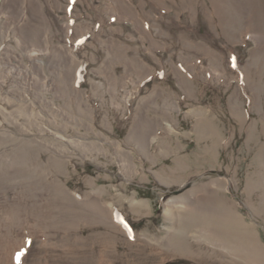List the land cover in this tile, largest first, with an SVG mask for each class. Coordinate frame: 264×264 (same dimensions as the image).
<instances>
[{"label":"rangeland","instance_id":"rangeland-1","mask_svg":"<svg viewBox=\"0 0 264 264\" xmlns=\"http://www.w3.org/2000/svg\"><path fill=\"white\" fill-rule=\"evenodd\" d=\"M0 236V264H264V0H0Z\"/></svg>","mask_w":264,"mask_h":264},{"label":"bare ground","instance_id":"bare-ground-1","mask_svg":"<svg viewBox=\"0 0 264 264\" xmlns=\"http://www.w3.org/2000/svg\"><path fill=\"white\" fill-rule=\"evenodd\" d=\"M13 1V0H12ZM7 5V4H6ZM6 5H4L7 9H5V7L4 8H2L3 10H5V12H7V13H10V15L8 16V18L11 20L12 19V8H14V7H12L11 6V4L9 3L7 6ZM14 5V4H13ZM16 8V7H15ZM7 10H9V11H7ZM17 12V11H16ZM15 12V13H16ZM34 14V13H33ZM14 17H15V15H14ZM16 19V18H15ZM38 20V19H37ZM40 20V19H39ZM38 22V21H37ZM35 20H34V15H33V17L31 18V20H30V22H28L27 24H26V26L23 28V29H21L20 31H22L23 33H22V35H25V38L24 37H22L21 38V43L24 45V46H27V42H29V41H27V37H29V35L31 34V33H35L36 32V30H38L40 27H41V24H40V22L39 23H37ZM37 24V25H36ZM26 39V40H25ZM124 55V54H123ZM155 91H157V90H155ZM17 100V99H16ZM52 105V104H51ZM38 119V118H37ZM146 122H147V120H146ZM143 124H145V123H143ZM204 127V126H203ZM206 127V126H205ZM141 129H143V128H141ZM140 129V130H141ZM200 129V128H199ZM203 132V131H202ZM7 187V186H6ZM40 199V198H39ZM89 201V200H88ZM174 203V202H173ZM136 205V204H135ZM141 205H143V204H141ZM140 204L139 205H136V208H137V210H135V212L137 211V212H139V213H141V210L138 208V206H141ZM172 204H168L167 205V207L165 208L166 209V215L168 216V217H170L171 215H173V212H172V210L171 209H169L170 208V206H171ZM76 206V205H75ZM139 209V210H138ZM225 213V212H224ZM195 215V214H194ZM181 216V220L179 221L180 223H182L183 225H184V227H183V232H181L182 234L183 233H186L188 230H190L192 227L194 228L195 226H199L200 224H196L197 222H200V219L198 218V217H196V215L195 216H192V215H189V214H187L186 213V215H184L183 214V216H182V214L180 215ZM100 218V217H99ZM40 223V222H39ZM235 225V224H234ZM197 226V227H198ZM175 230V229H174ZM179 233V232H178ZM180 233V234H181ZM181 236V235H180ZM1 237V236H0ZM177 238V237H176ZM174 239V238H173ZM180 239V238H179ZM182 239V238H181ZM182 242H183V240H182ZM182 242H180V243H178V244H175L172 248H174V247H176L175 248V250H173L174 252H183L184 251V248H183V245L181 244ZM46 246V245H45ZM28 248V247H27ZM22 249V248H21ZM216 251V250H215ZM248 253H249V258H253V259H255V253L252 251H250L249 250V248H248ZM16 252V251H15ZM216 253V252H215ZM179 254V253H178ZM31 257V256H30ZM29 260V259H28Z\"/></svg>","mask_w":264,"mask_h":264},{"label":"crops","instance_id":"crops-1","mask_svg":"<svg viewBox=\"0 0 264 264\" xmlns=\"http://www.w3.org/2000/svg\"><path fill=\"white\" fill-rule=\"evenodd\" d=\"M157 98H159V97H157ZM157 98H155V101L157 100ZM155 104H156V103H155ZM155 104H154V105H155Z\"/></svg>","mask_w":264,"mask_h":264}]
</instances>
